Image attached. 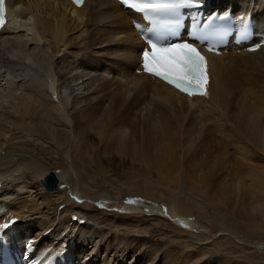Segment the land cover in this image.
Segmentation results:
<instances>
[{"label": "bare ground", "instance_id": "obj_1", "mask_svg": "<svg viewBox=\"0 0 264 264\" xmlns=\"http://www.w3.org/2000/svg\"><path fill=\"white\" fill-rule=\"evenodd\" d=\"M8 3L14 24L0 33V228L11 243L47 260H58L62 252L61 259L74 264H245L231 263L228 249L218 255L207 251L209 242L179 245L157 226L167 224L164 213L196 240H203L212 222L226 231L241 224L260 235L255 228H264V43L258 50L229 48L210 55L208 91L191 96L137 72L143 42L132 25L135 14L116 0H86L80 8L71 0ZM210 5L231 7L240 16L251 12L256 41L264 40V0ZM73 20L84 23L89 34L66 78L58 74L48 37L64 41ZM107 45L115 47V55L99 53ZM105 57L103 68L99 60ZM120 75L126 78L123 92L102 107L104 98L97 95L119 83ZM62 88L70 89L69 97L79 91L70 108ZM140 128L149 129L146 140ZM214 135L220 137L216 148ZM178 146L191 155H180ZM232 147L242 159H226ZM224 167L233 173H219ZM49 172L58 177L53 192L40 180ZM101 185L116 196L131 194L119 213L102 207L96 214L76 198ZM133 193L169 194L170 202L164 209ZM137 208L150 217L132 214Z\"/></svg>", "mask_w": 264, "mask_h": 264}, {"label": "rangeland", "instance_id": "obj_2", "mask_svg": "<svg viewBox=\"0 0 264 264\" xmlns=\"http://www.w3.org/2000/svg\"><path fill=\"white\" fill-rule=\"evenodd\" d=\"M69 24L70 25H68V31L66 33V37L64 38V41H62V42L61 41H59V42L55 41L54 42L52 40L51 36L48 37L49 41H51V44H50L51 47L49 48V52L50 53L52 52L54 55L53 61H54V63H56V67H57L58 71H60V73H58V74L59 75H62V74L67 75L66 78H69L72 75L71 74L72 73L71 70L73 69V63L72 62H76V60H78V58H79V56H73L74 53H78V51H79L78 48L83 45L84 40H85L84 38H86L89 34V30L84 23H80L77 21L75 22L73 20V21H69ZM93 31H91V32H93ZM111 45H113V44H111ZM55 46H56V49H55ZM104 47H106V48L101 49V51H99L100 54H102V55H103V53H104V55L110 54V56L116 54L115 52H113L115 47L113 48V46H108V45L104 46ZM110 50H112V51H110ZM66 56H70L68 61H67V59L64 58ZM99 61L101 63V66H103V68H105L106 65H104L103 63H105V61H107V58L105 57L104 60L100 59ZM137 72H138V70H137ZM260 73H262V75H263V72H260ZM104 74L106 75L107 73L105 72ZM262 78H263V82H264V76H262ZM55 79H56V77H55ZM117 79L119 80V83L117 82L116 84L109 86L104 92H102L100 95H97V99H99L102 96L104 98V101H103L104 105L102 107H105L106 105L110 104V98H111L112 94L116 93L119 89H120L119 92H121V93L123 92L124 86H122L121 84H124V82H126L125 81L126 78H124V76L120 75L119 78H117ZM62 84H63V80H62ZM62 84H61V81H58L55 84L56 88H57V93L60 92V88L62 87ZM263 86H262V90L264 89ZM72 87H74L73 83H72ZM78 89L80 90L81 93H84V90L82 89V85H78ZM62 92L63 93L66 92L65 96H67V98L65 100H62V101H64V103H66V104L68 103L69 108H70L73 98L75 97V95H78L79 91L77 90L76 92H74L72 97H69V95L71 93L69 88H68V90L63 89ZM261 94H263L262 91H261ZM68 97L70 100L68 99ZM105 103H106V105H105ZM87 106H89V105H87ZM91 106H92V104H91ZM79 107H80V109L83 108L82 105H79ZM79 107H76V108H78L76 110H80ZM148 109H150V108H148ZM65 112H66L65 115H66L67 119L69 118L67 120L68 125L69 124L72 125V122L69 121L70 116L68 115L67 111H65ZM135 112L138 113L139 111H135ZM191 116L194 118H191ZM143 118L145 119L146 117H143V116L140 117L141 120H144ZM189 118L195 120V122L198 123V119H197L198 117H195L194 115H190ZM70 125L68 127H71ZM148 130L149 129L145 130V128H144V130L142 131L140 128L139 135H140L141 139L146 140V137H147L148 132H149ZM214 136L215 137L213 139L217 138V140L213 141V145H214L213 148H216L219 146L217 143H219L220 137H219V135H214ZM227 140H231V139H227ZM232 149H234V152L233 151H231L232 153L228 152L226 159H230V160H234V161L236 158L242 159V156H240V154H238V152H236L237 150L234 147H232ZM176 150L180 153V155H181V152H183V154H182L183 156L184 155H186V156L191 155V153H189V154L184 153V147L183 146H178L176 148ZM246 151L247 150H241V152H246ZM117 160H118V163H121V162L123 163V161H122L123 157L117 156ZM224 168H223V170H220L219 173H222V172H229V174H231V172L233 173V171H231V169H230L232 167H229L227 169H226V167H224ZM76 189L80 190V187L77 186ZM76 193H75V195H76ZM133 194L134 195H132V197L134 199L135 198H141V199L145 200L148 198V199L158 203V205L163 207L164 209L168 208V204L170 202L169 194L165 195L163 197L164 199L163 198H153V197L152 198H149V197L146 198V196H144L143 194H140V193H133ZM130 196H131V194H129V195H117L116 196V195H114L112 188H110L106 185H101L97 188L95 187V188L89 189L86 193H83V196L77 195L76 198L78 197L77 198V199H79L78 201L80 202V204L85 205L86 209H90L93 206L94 212L96 214H100V211H102V207H114V208H112L113 210L111 209V211L113 213H119L118 207L119 206L123 207L122 202H124L125 200H128V197H130ZM103 202H105V203H103ZM241 203H243V201H241ZM197 212H198L197 209H193L191 216L195 220H197V222L199 221L198 223H200L201 219L198 217ZM132 214L142 215L143 217H147V218L150 217L149 213L144 211L142 208H139V209L137 208L136 210H133ZM163 214H161V215L164 216L163 218L167 221V224H161V222H160L161 225L159 224V226H157L158 230L162 229L160 231L161 234H163V232H164V234L169 236L173 240V242H177L179 245H184L188 241L195 244V245H199V244H202L205 242H209L208 243L209 246L206 247V250L207 251L212 250L213 254H215V255H218V252H221L223 250L228 249L226 251L225 256L231 259V263L233 261H239V262H242L245 264H264V228L263 227H260V226L256 227L255 231L260 235L259 236H253L252 231L248 227L242 226L241 224L238 225L237 224L238 222H237L236 223L237 226L234 225L233 230L234 229H236V231L238 230L239 234L234 232L235 230L233 231L230 228L228 230L231 233H234L236 235L237 234L240 235V236L237 235L238 239L236 240L234 238H231L234 236H230L228 234L229 232L226 231L227 229H225V230L219 229V227L216 226L214 222H212L210 224H207L206 226H208V227L205 228L204 231H202V233H201L206 238L204 237L203 240H196V238L188 237L187 233L184 234V232H182L183 229H186V228L178 225L176 221L172 220L173 218H170L169 216L167 217L165 214L164 215ZM257 216L259 218L261 217L259 215H257ZM227 217L229 219L231 218L230 215H228ZM244 219L247 220V217H245ZM260 221H261V218H260ZM151 228L152 227H149V230H151ZM222 236H224V239L220 238ZM219 238L221 239L220 244L216 243V245H214V242L219 241ZM217 246H219V247H217Z\"/></svg>", "mask_w": 264, "mask_h": 264}, {"label": "snow or ice", "instance_id": "obj_3", "mask_svg": "<svg viewBox=\"0 0 264 264\" xmlns=\"http://www.w3.org/2000/svg\"><path fill=\"white\" fill-rule=\"evenodd\" d=\"M75 2L79 5L83 0ZM122 3L150 22V27L143 30L151 48V51L146 49L143 52L144 70L190 95L206 94L203 91L207 79L206 58L193 43H169L161 40L157 32L158 29H165L168 34L175 35V30L182 23L180 17L183 10L199 7L200 0H122ZM3 15V0H0V24L4 22ZM194 27L191 36L197 42L207 43L209 50L214 47L218 50L217 41L223 36L219 25L195 22ZM241 38H247L246 29H242Z\"/></svg>", "mask_w": 264, "mask_h": 264}, {"label": "water", "instance_id": "obj_4", "mask_svg": "<svg viewBox=\"0 0 264 264\" xmlns=\"http://www.w3.org/2000/svg\"><path fill=\"white\" fill-rule=\"evenodd\" d=\"M41 182L49 192H53L57 188L58 177L56 176L55 172H49L41 179Z\"/></svg>", "mask_w": 264, "mask_h": 264}]
</instances>
